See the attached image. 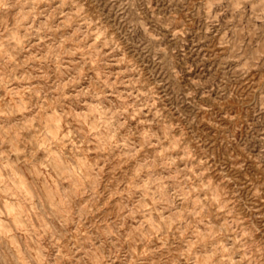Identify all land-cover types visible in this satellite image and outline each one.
Here are the masks:
<instances>
[{
  "label": "clouds",
  "instance_id": "1",
  "mask_svg": "<svg viewBox=\"0 0 264 264\" xmlns=\"http://www.w3.org/2000/svg\"><path fill=\"white\" fill-rule=\"evenodd\" d=\"M0 264H264V0H0Z\"/></svg>",
  "mask_w": 264,
  "mask_h": 264
}]
</instances>
